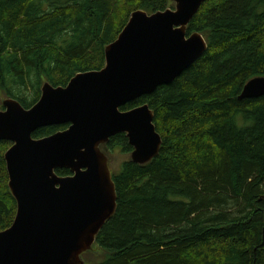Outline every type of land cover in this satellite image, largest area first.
<instances>
[{
	"label": "trees",
	"instance_id": "obj_1",
	"mask_svg": "<svg viewBox=\"0 0 264 264\" xmlns=\"http://www.w3.org/2000/svg\"><path fill=\"white\" fill-rule=\"evenodd\" d=\"M173 5L0 0V94L30 108L43 83L65 86L101 69L133 11ZM186 31L203 35L206 52L170 84L121 107L148 104L162 142L151 161L127 160L111 173L116 208L95 236V264H264V95L238 98L264 76V0H205ZM11 144L0 141V231L16 214L4 160ZM102 148L132 151L124 133Z\"/></svg>",
	"mask_w": 264,
	"mask_h": 264
},
{
	"label": "water",
	"instance_id": "obj_2",
	"mask_svg": "<svg viewBox=\"0 0 264 264\" xmlns=\"http://www.w3.org/2000/svg\"><path fill=\"white\" fill-rule=\"evenodd\" d=\"M174 8L138 9L104 50L99 70L78 72L65 86L43 83L38 101L24 108L6 98L0 141L8 187L16 201L12 224L0 231V264H82L81 254L114 213L116 191L100 145L124 133L131 160L151 161L162 142L148 104H125L170 84L207 50L187 26L205 0H169ZM264 95V76L250 79L239 99ZM67 125L41 138L33 132ZM65 168L71 174L61 176Z\"/></svg>",
	"mask_w": 264,
	"mask_h": 264
},
{
	"label": "rangeland",
	"instance_id": "obj_3",
	"mask_svg": "<svg viewBox=\"0 0 264 264\" xmlns=\"http://www.w3.org/2000/svg\"><path fill=\"white\" fill-rule=\"evenodd\" d=\"M174 4V3H173ZM175 7V4L173 5ZM5 95L0 94V110L3 109V101L6 99ZM102 151L107 157L108 167L111 173H116L122 162L131 160V151L123 152L120 148L108 150L102 148ZM99 249L96 244H93L86 255H83L82 264H95Z\"/></svg>",
	"mask_w": 264,
	"mask_h": 264
}]
</instances>
